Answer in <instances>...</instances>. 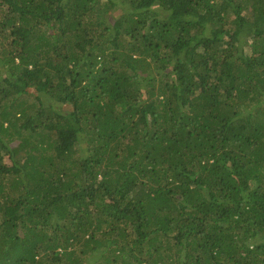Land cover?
Wrapping results in <instances>:
<instances>
[{
	"label": "trees",
	"instance_id": "1",
	"mask_svg": "<svg viewBox=\"0 0 264 264\" xmlns=\"http://www.w3.org/2000/svg\"><path fill=\"white\" fill-rule=\"evenodd\" d=\"M0 264H264V0H0Z\"/></svg>",
	"mask_w": 264,
	"mask_h": 264
}]
</instances>
